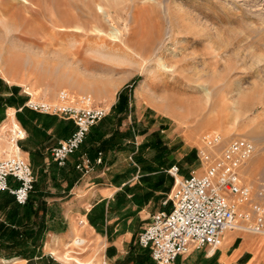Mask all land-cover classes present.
<instances>
[{
    "label": "rangeland",
    "instance_id": "1",
    "mask_svg": "<svg viewBox=\"0 0 264 264\" xmlns=\"http://www.w3.org/2000/svg\"><path fill=\"white\" fill-rule=\"evenodd\" d=\"M63 88L107 106L132 98L172 123L180 142L193 136L200 144L212 130L249 137L257 149L243 174L254 187L264 181V0H0V98L56 100ZM8 105L0 112L5 155L19 147L12 137L25 136ZM33 170L34 187L54 194L83 180ZM37 193L40 201L47 195ZM40 220L24 229L35 230V252ZM96 246L78 227L61 259L98 264Z\"/></svg>",
    "mask_w": 264,
    "mask_h": 264
},
{
    "label": "crops",
    "instance_id": "2",
    "mask_svg": "<svg viewBox=\"0 0 264 264\" xmlns=\"http://www.w3.org/2000/svg\"><path fill=\"white\" fill-rule=\"evenodd\" d=\"M28 98V94L0 98V112L3 103L9 104L6 113L10 115L13 110L25 132L24 137L12 140L44 177L83 180L70 186L59 185L56 194L51 186L36 185L26 206L18 205L13 194L0 192V264H70L61 257L78 227L96 241L92 253L98 264H160L153 258L150 246L139 243V234L154 213L172 208L169 193L175 177L169 169L177 165L181 176H189L200 164V144L193 136H183L180 142L172 123L163 124L156 112H147V105H133L132 98L130 104H115L114 100L109 113L91 126L66 164L59 165L50 148L69 136L75 123L30 108L26 105ZM2 122L0 155H5ZM84 156L91 158L88 172L76 166ZM39 191L48 197L45 195L40 201ZM34 209L41 214L34 213ZM23 211L27 214L20 216ZM39 216L43 245L35 252V230L24 229ZM18 240L23 243L13 245ZM171 264H264V238L253 232L228 229L220 246L196 248L179 255Z\"/></svg>",
    "mask_w": 264,
    "mask_h": 264
},
{
    "label": "built area",
    "instance_id": "3",
    "mask_svg": "<svg viewBox=\"0 0 264 264\" xmlns=\"http://www.w3.org/2000/svg\"><path fill=\"white\" fill-rule=\"evenodd\" d=\"M29 94L26 105L30 108L75 123L73 132L50 148L59 165L66 164L91 126L110 111L109 106L97 102L90 93H76L67 88L59 91L56 100ZM197 148L202 170L181 176L177 165L169 169L175 177L169 193L172 208L154 213L139 234V243L150 246L153 258L160 264H171L179 255L196 248L220 246L228 229L264 234V181L254 187L243 174V166L256 152L255 141L246 136L226 139L221 132L212 130L202 134ZM101 160L99 152L97 161ZM76 166L88 172L91 158L84 156ZM34 181V170L27 157L0 155V192L7 191L18 203L25 204Z\"/></svg>",
    "mask_w": 264,
    "mask_h": 264
},
{
    "label": "bare ground",
    "instance_id": "4",
    "mask_svg": "<svg viewBox=\"0 0 264 264\" xmlns=\"http://www.w3.org/2000/svg\"><path fill=\"white\" fill-rule=\"evenodd\" d=\"M75 27V26H74ZM79 28V27H78ZM77 29V28H76ZM13 128L16 130L18 128V125L16 123L13 124ZM14 153L11 155H15V154H21L20 148L18 146H16V148L14 150H12Z\"/></svg>",
    "mask_w": 264,
    "mask_h": 264
},
{
    "label": "trees",
    "instance_id": "5",
    "mask_svg": "<svg viewBox=\"0 0 264 264\" xmlns=\"http://www.w3.org/2000/svg\"><path fill=\"white\" fill-rule=\"evenodd\" d=\"M27 203H28V202H27ZM27 203H25V204H27ZM25 204H24V205H25ZM18 205H21V204H18ZM24 205H22V206H24ZM22 243H23L22 241H19V240H18L17 242H13V245H17V246H18V245H21Z\"/></svg>",
    "mask_w": 264,
    "mask_h": 264
}]
</instances>
